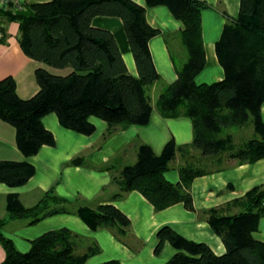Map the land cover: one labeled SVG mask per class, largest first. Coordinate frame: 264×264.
I'll return each mask as SVG.
<instances>
[{"label": "trees", "instance_id": "1", "mask_svg": "<svg viewBox=\"0 0 264 264\" xmlns=\"http://www.w3.org/2000/svg\"><path fill=\"white\" fill-rule=\"evenodd\" d=\"M165 4L184 26L180 30L186 47V59L176 65L177 77L163 85L154 107L165 117L185 115L193 126L192 141L176 144L168 140L156 154L146 143L139 144L134 162L112 173L118 186L114 198L131 189L140 191L154 206L162 209L183 202L193 209L190 183L206 170L186 161L178 166L179 180L171 181L164 171L171 167L177 150L199 149L202 155L225 153L240 162L264 157V121L260 105L264 101V0H239L235 17H226L215 51L223 67L222 79L196 82L194 77L204 66L205 52L201 34V9L205 0H146L147 5ZM28 14L1 11L7 20L18 22V42L28 56L54 67L70 66L66 74L37 67L39 89L32 96L20 97L11 75L0 79V118L12 124L16 144L24 156L53 144V133L42 123V116L54 111L59 122L75 131L89 134L94 130L91 115L104 119L108 132L116 126L146 124L152 109L150 86L160 75L148 48V39L158 32L145 17V5L134 0H45L30 2ZM96 14L116 15L122 19L137 67L131 74L124 63L112 32L92 25ZM3 38L5 27L1 28ZM247 124L254 134L235 142L232 132ZM79 162L78 157L70 163ZM108 169L111 164L106 165ZM34 173L27 159H0V181L20 185ZM237 206V210L224 209ZM227 207V208H228ZM8 218H26L34 223L57 213H74L91 228L108 227L116 235L125 234L128 217L112 203L95 207L46 189L38 200L24 205L16 193L6 200ZM208 222L224 246L215 253L204 241L184 237L170 225L157 231L154 251L165 240L177 251L162 264H264V241L253 236L259 218L264 215V183L257 184L225 205L207 209ZM0 243L5 255L0 264H87L94 244L78 252L75 233L67 227L49 229L30 240L27 250H19L2 228ZM96 264H125L108 259Z\"/></svg>", "mask_w": 264, "mask_h": 264}, {"label": "crops", "instance_id": "2", "mask_svg": "<svg viewBox=\"0 0 264 264\" xmlns=\"http://www.w3.org/2000/svg\"><path fill=\"white\" fill-rule=\"evenodd\" d=\"M20 1L17 8L7 4L1 11L28 14L31 12L30 2L45 0ZM134 1L145 5L146 21L158 29L148 39L151 58L160 77L150 86L152 109L146 124L116 126L108 132L107 122L91 115L89 119L94 124V130L85 134L63 126L57 114L50 111L42 116V123L53 133L54 143L43 144L36 153L24 156L16 144L15 127L0 118V159L25 158L34 165V173L20 185L11 186L0 181V217L6 218L2 231L21 251L29 248L32 238L49 229L64 226L75 233L74 245L78 252L86 251L94 244L99 247L97 252L87 257V264L108 259H118L125 264H162L177 251L167 240L159 252L154 251L158 229L170 225L184 237L204 241L215 253L220 254L225 251V246L220 236L210 227L207 209L225 205L254 185L264 183V157L240 162L236 158L227 157L225 153L202 155L199 149L189 148L176 151L171 167L164 171V176L171 181L179 180L178 166L186 161L206 170L195 175L190 183L193 209L186 208L181 201L155 209L136 189L126 191L118 198L112 196L118 189L111 182L112 173H116L122 165L136 160L139 144L146 143L154 153L159 154L170 139L176 144H186L193 138L189 117H165L154 107L155 97L163 85L177 77L176 65L179 66L186 59V47L180 37L184 24L165 4L147 5L146 0ZM205 1L208 6L202 8L200 13L205 63L194 77L196 82L223 78L224 70L216 55L215 42L221 35L226 17H235L239 9V0ZM0 17L5 27V34L0 38V79L11 75L20 97H30L39 89L35 75L37 67H44L57 74H66L72 70L70 66L54 67L25 54L18 42V22L5 19L3 14ZM91 23L112 32L127 70L137 75L122 19L116 15L96 14L91 18ZM260 114L264 121V101L260 105ZM253 134L250 124L232 132L235 142H241ZM75 157H78L79 162L70 163ZM108 164L112 166L110 169L106 167ZM50 186L61 196L70 200L77 197L78 202L93 207L106 202L114 204L129 219L126 233L118 236L108 227L91 228L74 213H57L34 223H28L26 218L7 217L8 194L16 193L21 203L29 206ZM227 207L224 209H238L235 205ZM253 236L264 241V215L259 218ZM4 255L0 243V261Z\"/></svg>", "mask_w": 264, "mask_h": 264}, {"label": "built area", "instance_id": "3", "mask_svg": "<svg viewBox=\"0 0 264 264\" xmlns=\"http://www.w3.org/2000/svg\"><path fill=\"white\" fill-rule=\"evenodd\" d=\"M7 4H11L12 7L17 8L18 6H20L21 1L20 0H0V9H2L3 6L7 5ZM0 16H1V14H0ZM2 27H4V23L0 17V37L2 36V30H1Z\"/></svg>", "mask_w": 264, "mask_h": 264}, {"label": "rangeland", "instance_id": "4", "mask_svg": "<svg viewBox=\"0 0 264 264\" xmlns=\"http://www.w3.org/2000/svg\"><path fill=\"white\" fill-rule=\"evenodd\" d=\"M247 125H249V124H247ZM247 125H245V127H246Z\"/></svg>", "mask_w": 264, "mask_h": 264}]
</instances>
